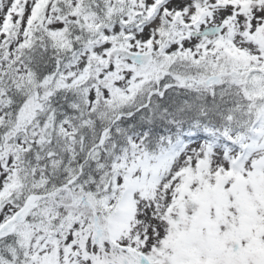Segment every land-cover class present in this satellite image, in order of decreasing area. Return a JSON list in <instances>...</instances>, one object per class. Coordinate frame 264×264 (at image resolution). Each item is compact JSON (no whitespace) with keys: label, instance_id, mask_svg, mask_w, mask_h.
Masks as SVG:
<instances>
[{"label":"snow or ice","instance_id":"obj_1","mask_svg":"<svg viewBox=\"0 0 264 264\" xmlns=\"http://www.w3.org/2000/svg\"><path fill=\"white\" fill-rule=\"evenodd\" d=\"M0 264H264V0H0Z\"/></svg>","mask_w":264,"mask_h":264}]
</instances>
